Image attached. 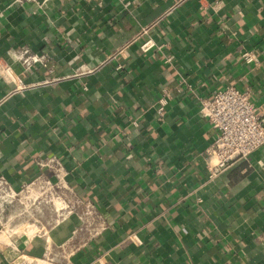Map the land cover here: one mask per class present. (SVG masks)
Instances as JSON below:
<instances>
[{"label": "crops", "instance_id": "crops-1", "mask_svg": "<svg viewBox=\"0 0 264 264\" xmlns=\"http://www.w3.org/2000/svg\"><path fill=\"white\" fill-rule=\"evenodd\" d=\"M0 63V176L62 159L108 222L70 264H264V146L212 175L200 113L235 87L264 117V0H0ZM76 222L0 237V264H53Z\"/></svg>", "mask_w": 264, "mask_h": 264}, {"label": "built area", "instance_id": "built-area-1", "mask_svg": "<svg viewBox=\"0 0 264 264\" xmlns=\"http://www.w3.org/2000/svg\"><path fill=\"white\" fill-rule=\"evenodd\" d=\"M243 57L248 62L254 59L250 53ZM15 59L27 72H32L42 63L43 56L25 48L15 54ZM12 73L10 66L0 63L2 78L10 80ZM200 102L201 115L216 132L209 149V154L217 157L212 175L237 161L247 160L264 146V117L249 92L228 87L217 91L211 100L200 98ZM166 112V103H160L158 113L162 116ZM35 163V177L18 187L0 176V237L5 234L9 241L13 236L29 233L46 236L74 219L77 222L70 236L56 246L59 254L49 253L45 258L53 264H70L74 253L86 249L107 231L108 222L95 201L77 193L70 183L71 171L62 159H39ZM24 261L25 258L20 263L26 264Z\"/></svg>", "mask_w": 264, "mask_h": 264}, {"label": "rangeland", "instance_id": "rangeland-1", "mask_svg": "<svg viewBox=\"0 0 264 264\" xmlns=\"http://www.w3.org/2000/svg\"><path fill=\"white\" fill-rule=\"evenodd\" d=\"M13 226V225H12ZM21 228H23V227H21ZM20 233H21V230L19 231ZM3 238H6V235L4 234V237ZM47 264V263H46Z\"/></svg>", "mask_w": 264, "mask_h": 264}, {"label": "bare ground", "instance_id": "bare-ground-1", "mask_svg": "<svg viewBox=\"0 0 264 264\" xmlns=\"http://www.w3.org/2000/svg\"><path fill=\"white\" fill-rule=\"evenodd\" d=\"M22 233V232H21ZM23 234V233H22ZM33 233H29L30 236H32Z\"/></svg>", "mask_w": 264, "mask_h": 264}]
</instances>
